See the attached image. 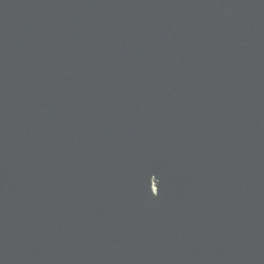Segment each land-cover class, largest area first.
<instances>
[{
  "label": "water",
  "instance_id": "obj_1",
  "mask_svg": "<svg viewBox=\"0 0 264 264\" xmlns=\"http://www.w3.org/2000/svg\"><path fill=\"white\" fill-rule=\"evenodd\" d=\"M0 264H264V0H0Z\"/></svg>",
  "mask_w": 264,
  "mask_h": 264
}]
</instances>
